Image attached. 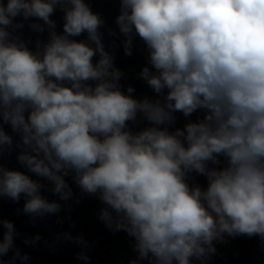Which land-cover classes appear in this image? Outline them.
<instances>
[{"label": "clouds", "instance_id": "1", "mask_svg": "<svg viewBox=\"0 0 264 264\" xmlns=\"http://www.w3.org/2000/svg\"><path fill=\"white\" fill-rule=\"evenodd\" d=\"M119 9L108 34L123 37L126 56L143 42L151 98L121 83L88 0H0V200L23 199L16 213L35 223L62 209L45 191L73 198L70 178L101 202L108 229L131 238L127 264H211L227 238L258 237L264 248V0ZM13 153L20 168L4 163ZM0 229V264L29 261L13 221L0 217Z\"/></svg>", "mask_w": 264, "mask_h": 264}]
</instances>
